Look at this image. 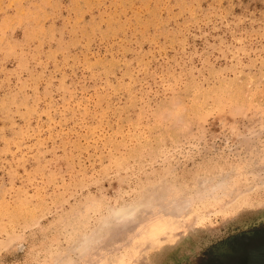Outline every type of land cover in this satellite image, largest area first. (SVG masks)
Returning <instances> with one entry per match:
<instances>
[{
  "label": "rangeland",
  "instance_id": "obj_1",
  "mask_svg": "<svg viewBox=\"0 0 264 264\" xmlns=\"http://www.w3.org/2000/svg\"><path fill=\"white\" fill-rule=\"evenodd\" d=\"M264 256V0H0V264Z\"/></svg>",
  "mask_w": 264,
  "mask_h": 264
},
{
  "label": "water",
  "instance_id": "obj_2",
  "mask_svg": "<svg viewBox=\"0 0 264 264\" xmlns=\"http://www.w3.org/2000/svg\"><path fill=\"white\" fill-rule=\"evenodd\" d=\"M255 264H264V256L260 258Z\"/></svg>",
  "mask_w": 264,
  "mask_h": 264
}]
</instances>
